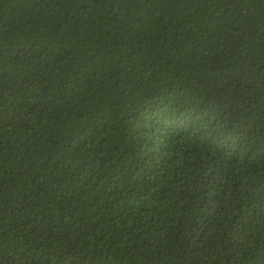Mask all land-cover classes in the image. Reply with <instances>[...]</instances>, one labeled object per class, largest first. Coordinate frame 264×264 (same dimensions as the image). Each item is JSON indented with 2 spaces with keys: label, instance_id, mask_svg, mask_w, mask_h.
Segmentation results:
<instances>
[{
  "label": "trees",
  "instance_id": "16d2710c",
  "mask_svg": "<svg viewBox=\"0 0 264 264\" xmlns=\"http://www.w3.org/2000/svg\"><path fill=\"white\" fill-rule=\"evenodd\" d=\"M0 264H264V0H0Z\"/></svg>",
  "mask_w": 264,
  "mask_h": 264
}]
</instances>
